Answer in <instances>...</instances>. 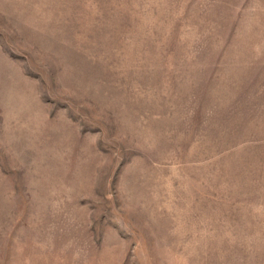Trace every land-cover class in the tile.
<instances>
[{"label": "rangeland", "instance_id": "374dc122", "mask_svg": "<svg viewBox=\"0 0 264 264\" xmlns=\"http://www.w3.org/2000/svg\"><path fill=\"white\" fill-rule=\"evenodd\" d=\"M0 264H264V0H0Z\"/></svg>", "mask_w": 264, "mask_h": 264}]
</instances>
